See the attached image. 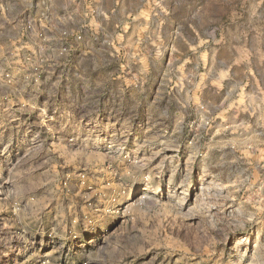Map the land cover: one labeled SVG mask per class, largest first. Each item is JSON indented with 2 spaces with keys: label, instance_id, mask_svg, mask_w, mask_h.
<instances>
[{
  "label": "rangeland",
  "instance_id": "rangeland-1",
  "mask_svg": "<svg viewBox=\"0 0 264 264\" xmlns=\"http://www.w3.org/2000/svg\"><path fill=\"white\" fill-rule=\"evenodd\" d=\"M50 24L0 21V264H264V0H101ZM127 41L155 64L143 102L106 91L140 60ZM203 53L229 82L207 117L174 90Z\"/></svg>",
  "mask_w": 264,
  "mask_h": 264
},
{
  "label": "crops",
  "instance_id": "crops-1",
  "mask_svg": "<svg viewBox=\"0 0 264 264\" xmlns=\"http://www.w3.org/2000/svg\"><path fill=\"white\" fill-rule=\"evenodd\" d=\"M94 1H101V0H12V1H3L0 6L2 9H0V21L4 23H8V29L12 28L13 30L10 36L16 37L19 35V30L22 29V26H19V21L26 20L27 17H32V14L36 17H39V20L42 22H45V26L47 23H51V29L54 26V23H63L68 22L69 20H72L74 17L81 16L83 13L84 6L87 3H93ZM116 1V0H113ZM11 5V6H10ZM21 6L28 7L29 11L32 13L28 15H23ZM82 8V9H81ZM35 10L39 11L41 15L34 14ZM38 13V14H39ZM125 15L124 17H126ZM122 18V17H119ZM121 20V19H119ZM127 21V20H125ZM9 23H14L13 25ZM3 28L5 30L6 27ZM18 25V26H17ZM10 30V29H9ZM62 28L60 29V31ZM0 32H1V25H0ZM127 32V31H126ZM116 33V32H115ZM22 35H24L22 33ZM121 34L119 33V36ZM158 35V34H157ZM119 36H116L117 38ZM123 36H127V33L122 34ZM120 38V37H119ZM19 42H21L20 39H18ZM122 42H119L118 45H121ZM130 45L129 41L125 45ZM31 46V45H30ZM85 46V45H84ZM83 45L81 43H78L76 47H74V52L76 54H81L83 51ZM131 46V45H130ZM33 47V46H31ZM37 47V45H36ZM116 47V45H115ZM133 49V54H139V62H126L119 65H114L112 68L110 67V77L108 78V87L106 91H109V94L111 93V96H114L115 93H119L129 97H140V101L143 102L147 99L148 94L150 93V80L152 79L151 70H153V67L155 64L149 63L147 61H144V57L147 54L143 53L142 50L138 47L131 46ZM94 50V46H92L91 50ZM90 50V51H91ZM92 50V51H93ZM136 51V52H135ZM74 53V54H75ZM146 54V55H145ZM131 55V56H132ZM202 67L203 70L199 72V77L195 76L192 73V71H189L187 69L186 65H180V73L178 76V79L174 85L175 93L184 101L187 105L191 108L195 104L198 105V110L202 112L204 117L209 116L211 111L213 109L219 110V108L224 107L226 97L223 95V98H221L220 102L223 104H218L215 101L210 100V94L213 91H216L217 93H221V90L224 91V87L229 85V82H226L224 84V81H226V77H222L223 71L219 72V76L214 79L213 75V68L211 63V57L210 54L203 53L202 58ZM95 70V69H94ZM226 73H224V76L229 73L232 74L234 71H231V69H228V71L224 70ZM157 73L159 74V71L157 69ZM75 74V73H74ZM122 74L124 76H122ZM251 74V71H250ZM122 76V77H121ZM227 76V75H226ZM198 78V79H197ZM74 80V79H73ZM77 80V79H76ZM71 81L68 84L70 86H100V81L97 78L92 79H86V78H79L78 81ZM218 81V82H217ZM262 84L264 80H261ZM217 82V83H214ZM264 85V84H263ZM234 91V89H232ZM255 95H251L247 93L244 94L242 97V104L239 105L240 99L233 100L230 105L229 109L236 108L240 110H244L245 108L250 109V105H247V103H250L251 100L255 99ZM262 101H264V95L260 97ZM214 102L216 104H214ZM237 103V105H236ZM244 103V105H243ZM246 103V104H245ZM220 111H224V109H221ZM103 113V112H102Z\"/></svg>",
  "mask_w": 264,
  "mask_h": 264
},
{
  "label": "built area",
  "instance_id": "built-area-1",
  "mask_svg": "<svg viewBox=\"0 0 264 264\" xmlns=\"http://www.w3.org/2000/svg\"><path fill=\"white\" fill-rule=\"evenodd\" d=\"M28 28H31V26L29 25ZM65 34H67V32H65ZM81 38H82L81 35H77V36H76V39H77V40H79V39H81ZM63 50L67 51L68 49L63 48Z\"/></svg>",
  "mask_w": 264,
  "mask_h": 264
}]
</instances>
